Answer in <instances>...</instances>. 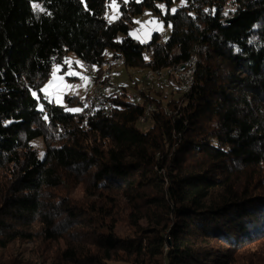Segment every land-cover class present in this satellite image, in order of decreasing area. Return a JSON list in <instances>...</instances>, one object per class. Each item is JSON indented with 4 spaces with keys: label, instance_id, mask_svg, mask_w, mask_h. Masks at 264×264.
Wrapping results in <instances>:
<instances>
[{
    "label": "trees",
    "instance_id": "1",
    "mask_svg": "<svg viewBox=\"0 0 264 264\" xmlns=\"http://www.w3.org/2000/svg\"><path fill=\"white\" fill-rule=\"evenodd\" d=\"M175 1L117 0L109 22L110 0H0V264H252L240 253L264 241V0L171 14ZM158 4L171 34L142 45L130 26ZM70 54L98 72L121 56L127 70L197 69L189 93L155 82L169 102L123 88L93 112L68 97L73 113L40 91Z\"/></svg>",
    "mask_w": 264,
    "mask_h": 264
},
{
    "label": "rangeland",
    "instance_id": "2",
    "mask_svg": "<svg viewBox=\"0 0 264 264\" xmlns=\"http://www.w3.org/2000/svg\"><path fill=\"white\" fill-rule=\"evenodd\" d=\"M182 5L183 4L181 3V0H176L174 5L170 8V10L172 8L178 9ZM166 10L167 11H162L160 9L161 13H158L154 10L145 9L142 15L136 16L133 19V24L130 26L129 36L133 40L140 42L142 45H148L149 43H151L153 36L155 34H160L162 40H167L171 34V26H167L163 18V16L167 15L168 13L167 6H166ZM170 13L173 14L171 11ZM120 16L121 13H120L119 5H117L116 8L110 6L107 15L108 21L113 22L117 20ZM137 21H139V23H137ZM150 22H154V23H150ZM123 37H124L123 35L120 36V39ZM107 55L108 57H110L111 52L108 51ZM67 61L72 62L71 69L77 72L79 75L75 77L69 76L68 72L66 71V69H68L69 66L66 64L67 68L65 69L63 66L60 65L63 69H65V71L59 73L58 75L62 76V82L66 84L68 87L61 88L58 85H53L48 90V98H47L49 101H53L54 103L61 105L63 107L68 108L69 105L67 101L68 97L70 98L76 97L75 102H77L79 99H85L88 95H90L89 93H92V91H94L95 89H101L105 94H109L112 92H120L123 88H125L130 99L132 97H137L142 92L145 93L150 92L152 95L163 99L165 102H169L170 100L173 99L172 96L173 91L172 90L170 91L168 86H165L164 90L162 91L160 89L157 91L155 88L156 86H158V84H156L155 82H154L155 85L146 83L144 77L149 72V70H145V69L127 70L123 66H115L116 68L115 67L113 68L112 65H107L108 64L107 63L106 66H104L103 68L100 67L99 70L100 72L97 71L95 73L96 75H94V77L91 78L87 74L86 65L83 64L75 54H70L67 58ZM76 61H79L80 63L76 64L75 63ZM111 61L112 59H110L108 62ZM55 67L56 65H54L53 68ZM108 70L110 71V73ZM140 73H143V75ZM161 73L163 75V78L166 77V75H168V77L162 79L161 81H159V83L162 82L165 85L171 80L173 85L176 83V85H174L173 88L174 90H177V82H176L177 74L176 75L174 73L171 74L169 73V71L167 72V70L166 72L162 71ZM169 74H171L172 76ZM80 76H83L85 79H80L79 78ZM170 76L171 78L169 79ZM50 81H52V75L50 79L47 81V83H45L43 88L46 85H48ZM158 92H160L162 95L158 96L157 95ZM43 94L45 95L44 92ZM58 95L60 97V103H57ZM69 108H80V107H69ZM150 119L144 125L138 123L139 129L142 130L143 132H146L151 126ZM32 145L34 148L37 149L40 158H43L46 150V146L43 139L38 138L34 140L32 142ZM68 195L74 200H81L84 195L83 187H78L76 189L69 190ZM248 252L252 253V264H264V241L259 242L256 245L241 251L240 258L241 259L244 258L246 256V253Z\"/></svg>",
    "mask_w": 264,
    "mask_h": 264
},
{
    "label": "bare ground",
    "instance_id": "3",
    "mask_svg": "<svg viewBox=\"0 0 264 264\" xmlns=\"http://www.w3.org/2000/svg\"><path fill=\"white\" fill-rule=\"evenodd\" d=\"M108 63V64H107ZM107 65H112L113 68L115 66H123L124 65V58L122 56L121 59L119 60H114L112 59L111 62H106L104 65L101 66V68H103L104 66ZM196 64H197V61L193 63V71H196ZM191 66V60L188 61L187 63H185L182 67H177V68H171V69H167V72L169 71V73H174L177 77L176 79V82L177 84H180V79H181V68H190ZM111 67V66H110ZM109 68V67H108ZM112 68V69H113ZM116 68V67H115ZM106 70V69H105ZM114 70V69H113ZM116 70V69H115ZM109 71V70H108ZM97 72V69L96 67L92 66V67H89V74L90 75H96L95 73ZM160 72V71H159ZM157 73L155 71H152V70H149V72L145 75V79H148L149 81L151 82H159L161 81L162 79H165L166 77H168V75H166V77L163 78V75L162 73ZM166 72V71H165ZM110 73V71H109ZM107 74V73H106ZM112 74V73H111ZM143 75V73H140ZM169 74V75H171ZM109 75V74H108ZM172 76V75H171ZM91 78L94 77V76H90ZM96 81V80H95ZM107 83V81H106ZM110 83V82H109ZM193 83L194 82H191V89H192V86H193ZM157 84V83H156ZM176 84V83H175ZM103 85V84H102ZM96 88V87H95ZM153 88V87H152ZM94 90V89H93ZM182 93H186V91H181ZM90 95H88L85 100H84V103H85V108L88 112H93L95 110H98V109H102L103 107H105V104L103 101H96L95 104H93V99H99V89H95L94 91H92V93H89ZM89 105V106H88ZM157 107V106H156ZM156 107L155 105H148L145 110H144V113L143 115L139 118L138 122L142 125H144L146 122H148V117H149V113H150V110L151 112H155L156 111ZM139 124V125H140Z\"/></svg>",
    "mask_w": 264,
    "mask_h": 264
},
{
    "label": "snow or ice",
    "instance_id": "4",
    "mask_svg": "<svg viewBox=\"0 0 264 264\" xmlns=\"http://www.w3.org/2000/svg\"><path fill=\"white\" fill-rule=\"evenodd\" d=\"M80 2L81 3H85V0H80ZM126 2H127V0H125V3ZM137 2H139V0H137ZM185 2H186V0H181V3L182 4L185 3ZM110 5L113 8H116L117 7V0H110ZM85 7H87L86 4H85ZM157 7L160 8L162 11H167L166 10V6L164 4H158ZM36 8H37V5L35 3H33V9H36ZM40 10L43 11V9H40ZM170 11L173 14H175L176 11H177V9L176 8H172ZM137 23H139V21H137ZM150 23H154V22H150ZM158 27H159V25H158ZM141 42H143V41H141ZM64 63L69 66L68 69H66V71L68 72V75L69 76L75 77V76L79 75L77 72H75V71H73L71 69L72 62L65 60ZM75 63L76 64H79L80 62L79 61H76ZM63 71H65V69H63L59 64L56 65L55 68H53L52 73H51V75H52V81H50L48 85H46L43 89L40 90V91H43L45 93L44 99H47L48 98V90L53 85H58L61 88H67L68 87L66 84H64L62 82V76L58 75L59 73H62ZM79 78L80 79H85L83 76H80ZM32 96L33 97H37V92L33 91L32 92ZM57 103H60V97H59V95L57 96ZM66 110L69 111V112H73V113H76V112H80L81 111L80 108H66ZM44 119L47 120L48 117L45 116Z\"/></svg>",
    "mask_w": 264,
    "mask_h": 264
},
{
    "label": "built area",
    "instance_id": "5",
    "mask_svg": "<svg viewBox=\"0 0 264 264\" xmlns=\"http://www.w3.org/2000/svg\"><path fill=\"white\" fill-rule=\"evenodd\" d=\"M121 58H122V56L116 57V58H114V60H119ZM196 61H197V58L194 57L191 60L190 68H181V70H180L181 71L180 84H177L181 91H186V93H189L191 91V82H194V76H195V72H196V71H193V63ZM89 67H92V65L86 66L88 76L89 77L94 76V75L89 74ZM145 81H146V83H150L152 85L154 84L153 82L149 81L148 79H145ZM135 98L136 97H132L131 99H135ZM96 101H103L105 104V107L109 106L108 100L106 98V94L101 89H99V99H93V104H95ZM166 112L170 113V111H166ZM153 113L154 112H151V110H150L149 117L147 118L148 120L152 117Z\"/></svg>",
    "mask_w": 264,
    "mask_h": 264
}]
</instances>
